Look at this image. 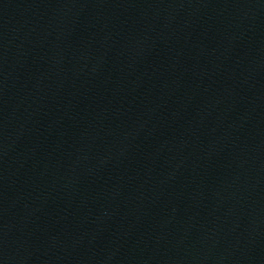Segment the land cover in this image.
Here are the masks:
<instances>
[{
    "label": "water",
    "instance_id": "1",
    "mask_svg": "<svg viewBox=\"0 0 264 264\" xmlns=\"http://www.w3.org/2000/svg\"><path fill=\"white\" fill-rule=\"evenodd\" d=\"M0 264H264V0H0Z\"/></svg>",
    "mask_w": 264,
    "mask_h": 264
}]
</instances>
